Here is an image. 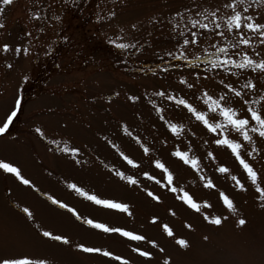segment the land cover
<instances>
[{
    "label": "rangeland",
    "instance_id": "obj_1",
    "mask_svg": "<svg viewBox=\"0 0 264 264\" xmlns=\"http://www.w3.org/2000/svg\"><path fill=\"white\" fill-rule=\"evenodd\" d=\"M227 2L0 3V45H9L7 51L0 48V126L15 112L0 133V161L19 171L17 176L0 168V258L46 264H264V192L257 191L264 189V138L252 131L251 141L231 129L226 133L257 173L254 185L231 149L214 143L219 130L210 132L177 103L184 99L206 112L202 93L207 91L223 95L238 116H246L248 107L264 112V70L229 65L225 71L210 63L217 58L214 45L232 44L231 34L224 40L200 30L198 44L185 46L179 30L172 31L180 22L173 13L181 12L185 21L184 9L231 14L223 7ZM244 8L250 22L264 24V0H246L238 10ZM244 35L251 44L229 47L228 54L239 60L237 53L247 52L257 63L264 60L259 30L245 29ZM249 80L254 88L243 87ZM169 123L182 127L173 133ZM252 126L257 125L250 120ZM177 150L194 156L199 168L173 155ZM221 166L228 171L219 172ZM208 180L214 187L206 186ZM185 193L196 208L182 199ZM92 195L126 210L96 204ZM216 217L220 224L212 222Z\"/></svg>",
    "mask_w": 264,
    "mask_h": 264
},
{
    "label": "snow or ice",
    "instance_id": "obj_2",
    "mask_svg": "<svg viewBox=\"0 0 264 264\" xmlns=\"http://www.w3.org/2000/svg\"><path fill=\"white\" fill-rule=\"evenodd\" d=\"M12 0H0V3H3L5 5L10 4ZM246 0H228L226 4L223 5V7L230 9L231 14L226 15H220L219 14V8H217L215 11L208 12L207 15L204 14V12H193L190 9H184L183 12L187 13V20L185 21V17L181 12H175L173 13L174 17H180L179 23H173L172 25V31L177 32L179 30V35L182 38L183 45L187 46L189 44L196 45L199 42V38L202 36V32L200 30H205L208 32H214L216 36H219L223 38L224 40L228 39L229 34H231V38L233 40L232 44L225 43L223 46H216V53L217 58L210 61L213 67H222L225 69V71H229V65L245 69V68H251L253 70L255 69H261L264 70V60H261L260 62H256L253 60L247 52L243 53H237V55L240 56V59H233L230 54H228L227 50L229 47H239L240 45L248 46L251 44V40L244 35V30L248 29L253 32L259 30V34L261 37H264V24L259 23H253L250 22L252 20L251 16H247L244 13L248 11L247 8H244L242 10H238L239 6L243 3H245ZM193 7H196L193 5ZM207 11V10H205ZM35 16H39V13H34ZM109 15H113V13H109ZM211 17V19H209ZM56 19H59V17H55ZM223 22V24L221 23ZM2 27V25H0ZM135 27V25H133ZM224 28L225 31H218L221 28ZM185 33L190 34V38L188 36H185ZM120 47H127V45L121 44ZM0 48L7 51L9 48V45L4 44L0 45ZM19 45L17 46V51H19ZM27 51V49H25ZM220 54H224L222 57ZM183 55V53H181ZM181 83H185L183 79H181ZM223 83V81H221ZM226 88H228L230 91H232L235 96L242 97V93L240 91H237L232 84H225ZM189 88L193 87V85L189 84ZM243 87L246 88H254L255 84L252 83L251 80H249ZM159 95H163L164 93H158ZM202 97L204 99V103L207 105V111H199L196 108L193 107L192 104L188 103L184 99H180L177 101V103L183 105L186 107L192 114L197 118V120L201 121L204 126L210 131V132H217L219 130L220 138L216 139L214 141L217 145H226L228 148L231 149L232 153L235 155L236 159L240 162L241 166L244 168V170L247 172L248 177L251 179L252 183L256 185L257 183V173L253 170L252 166L246 162V160L240 155L239 149L241 145L230 139L226 133L229 129H231L234 132H238L242 135L243 139L246 141H251V137L248 135L249 131L256 132L261 138H264V112H261L258 109L248 107L247 108V115L246 116H238L236 110L229 106L227 103H225V97L223 95L219 97H214L213 95H210L207 93V91L202 93ZM132 99H135L133 97ZM168 99H173V97L169 96ZM243 103L245 105H248L250 102L247 100H244ZM159 111V109H157ZM209 113H216L219 116V119L216 121H212L209 119ZM15 112L13 111L12 115H14ZM12 115H9L8 120H11ZM8 120L4 122L2 126H0V133L4 132L5 129L8 127ZM251 121H255L257 126H252L249 128V124ZM170 130L173 133H177L179 131V128L182 127V125L178 126L176 124L169 123ZM37 131H40V129H37ZM65 151H71L76 152L78 149L76 148H65ZM147 151V149H145ZM173 155L181 158L185 164H190L193 168H199V164L197 159L194 156H189L188 152H181L179 150L175 151ZM209 156H212V153L208 154ZM251 155V153H249ZM125 159H128L125 156ZM129 163H132L131 160H128ZM155 164L157 167L164 169V172L166 173V178L171 181L172 177L171 174H168V170L165 168L163 164L159 160L155 161ZM0 168L4 169L5 171L16 173L17 176H19L18 169L13 166L10 163H6L3 161H0ZM219 172H227V168L221 166L217 169ZM144 175H148L147 173H144ZM25 184H28L29 181L26 179H23V177H20ZM233 180H236V177H232ZM128 180L130 182L132 181V177H128ZM236 183L239 185L240 182L236 180ZM207 187H214L211 180H208ZM242 186V185H240ZM70 187L76 188V185H70ZM79 190V189H78ZM175 190V189H173ZM258 192H264V189H261L260 187H257ZM84 195H87V193H83ZM151 196L152 193H149ZM221 199L224 201V203L227 205V207L230 210H233L232 207V201L223 193H220ZM89 199L95 201L96 204L99 205H106L110 208H117V209H125L126 206L119 203H114L111 200L106 199H100L95 195L89 196ZM185 199V202L188 203L191 207L196 208L197 205L195 201L191 199V197H188V194L185 193L184 197L182 199ZM27 211V209H25ZM206 219L208 217H205ZM89 224H92L93 221L89 220L87 221ZM213 223L220 224V218L216 217L213 218ZM240 224H244L245 221L241 219L239 221ZM95 227L97 228H105L103 224H96ZM106 231H116V232H122L125 236H133L132 233L123 231L122 229H107ZM165 230L168 231L167 226H165ZM45 236L50 235V233L45 232ZM169 235H171V232L169 231ZM134 239H141L139 236H133ZM55 239L60 240L63 239V237L56 236ZM206 239V238H205ZM178 243L180 245H186V241L179 240ZM80 247H84L83 245H80ZM85 251L88 252H97L100 251V249L95 248H84ZM106 255H111V253H105ZM143 255L147 256L149 253L144 252ZM119 259V257H117ZM0 264H46V261L39 260L32 262L26 257L21 258H0Z\"/></svg>",
    "mask_w": 264,
    "mask_h": 264
}]
</instances>
